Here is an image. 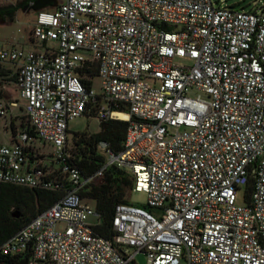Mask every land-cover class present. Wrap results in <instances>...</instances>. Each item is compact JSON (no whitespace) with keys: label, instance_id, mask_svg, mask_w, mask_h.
<instances>
[{"label":"built area","instance_id":"obj_1","mask_svg":"<svg viewBox=\"0 0 264 264\" xmlns=\"http://www.w3.org/2000/svg\"><path fill=\"white\" fill-rule=\"evenodd\" d=\"M35 13L31 48L0 49V96L11 77L18 94L0 101V118L15 108L25 118L0 143V185L58 199L0 244V256L264 264V11L211 0H61ZM85 116L128 124L120 152L98 144L104 163L90 175L69 161L68 123ZM111 167L154 213L119 204L104 238L81 194Z\"/></svg>","mask_w":264,"mask_h":264},{"label":"trees","instance_id":"obj_2","mask_svg":"<svg viewBox=\"0 0 264 264\" xmlns=\"http://www.w3.org/2000/svg\"><path fill=\"white\" fill-rule=\"evenodd\" d=\"M19 8H26L25 3H21ZM13 16L14 12L9 14V21H12ZM127 125L123 121L110 120L101 122L100 130L96 134H73L69 161L77 166L84 175L96 172L104 163V156L97 150L98 144L106 142L113 152H120ZM10 127L13 128V124ZM27 132L29 137H34L32 130L28 129ZM131 189L130 176L111 167L106 169L99 181L88 186L82 192V198L91 200L100 215V224L94 228L96 234L104 238H110L113 235L111 221L114 209L119 204L129 203L128 197ZM57 199L58 195L56 194L11 185H0V244L18 232L38 213L54 204ZM143 207L150 211L147 206ZM14 211L19 212L18 218L12 217ZM26 261V255L0 256V264H26Z\"/></svg>","mask_w":264,"mask_h":264},{"label":"rangeland","instance_id":"obj_3","mask_svg":"<svg viewBox=\"0 0 264 264\" xmlns=\"http://www.w3.org/2000/svg\"><path fill=\"white\" fill-rule=\"evenodd\" d=\"M24 0H11L4 1L0 0V8H7L9 6H16ZM61 0H57L59 2ZM213 4L217 7L219 5L228 6L235 10L243 9L245 11L251 10H263L264 11V0H211ZM25 9V11H23ZM9 15L0 17V49H9L15 47L18 49L28 50V44L26 42L29 38V33L32 25L36 19V13L28 11V8H19L14 12L12 21L8 19ZM14 78H8L6 80L7 92L0 96L4 104L8 103V100L18 99V94L15 91ZM99 81H95V89L98 90ZM24 127L25 118L23 116L22 110L15 108L12 109L11 114L6 115L4 118H0V143H9V138L11 137V127ZM69 136H68V146L72 147V135L77 133H88L96 134L100 130V124L98 119L89 118L87 116L80 117L70 121L68 123ZM33 144L38 148L40 152H45L50 155V146H42L37 141H33ZM129 204L143 207L147 202V196L144 193L131 192L128 197ZM239 201H241V193H239ZM154 213V210H150ZM130 253L133 252L132 248H127ZM184 263V262H183ZM182 263V264H183ZM129 264H146L145 256L142 254H137L134 256V261Z\"/></svg>","mask_w":264,"mask_h":264},{"label":"water","instance_id":"obj_4","mask_svg":"<svg viewBox=\"0 0 264 264\" xmlns=\"http://www.w3.org/2000/svg\"><path fill=\"white\" fill-rule=\"evenodd\" d=\"M51 5L52 7H55L57 5V0H44V2L40 5H33L30 9H28V11H32V12H37L39 10L45 9L47 6ZM13 8V6L7 7V8H0L1 10H6V9H11ZM25 11V9L23 10ZM13 218H18L19 217V212L18 211H14L12 214Z\"/></svg>","mask_w":264,"mask_h":264},{"label":"flooded vegetation","instance_id":"obj_5","mask_svg":"<svg viewBox=\"0 0 264 264\" xmlns=\"http://www.w3.org/2000/svg\"><path fill=\"white\" fill-rule=\"evenodd\" d=\"M43 2H44V0H30V1L24 0L22 3H25L26 8L30 9L33 5H40ZM49 6H51V5H49ZM49 6H47V7H49ZM17 10H19V4H17L16 6H13V8H11V9L1 10L0 11V17L5 16V15H9L10 13L16 12Z\"/></svg>","mask_w":264,"mask_h":264},{"label":"crops","instance_id":"obj_6","mask_svg":"<svg viewBox=\"0 0 264 264\" xmlns=\"http://www.w3.org/2000/svg\"><path fill=\"white\" fill-rule=\"evenodd\" d=\"M27 40L28 41L26 42V44H28V47L31 48V44L29 43V38ZM3 100L6 101L7 99L6 100L5 99H0V101H3ZM9 101H11V100H8L7 102H9Z\"/></svg>","mask_w":264,"mask_h":264}]
</instances>
